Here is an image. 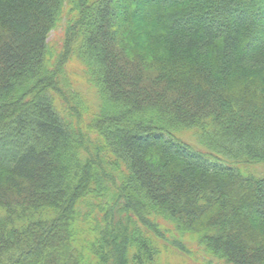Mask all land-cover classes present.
I'll list each match as a JSON object with an SVG mask.
<instances>
[{
  "label": "trees",
  "instance_id": "obj_1",
  "mask_svg": "<svg viewBox=\"0 0 264 264\" xmlns=\"http://www.w3.org/2000/svg\"><path fill=\"white\" fill-rule=\"evenodd\" d=\"M193 242L264 264V0H0V264Z\"/></svg>",
  "mask_w": 264,
  "mask_h": 264
},
{
  "label": "rangeland",
  "instance_id": "obj_2",
  "mask_svg": "<svg viewBox=\"0 0 264 264\" xmlns=\"http://www.w3.org/2000/svg\"><path fill=\"white\" fill-rule=\"evenodd\" d=\"M64 30H63V27L60 26L59 28H57L55 31H53L51 34H50V38L51 40H60V37L62 36ZM78 63H73V64H70L69 65V71L73 70L75 71V67H77ZM79 81L78 83V88L80 90L81 93H83L88 100V98H92V95L90 93V90H87V88L85 87L84 83L82 82V80H77ZM185 243L186 244H189V240L188 239H184ZM194 243V242H193ZM191 244V243H190ZM190 249H186L185 251L182 250L181 252V255H177V254H171V251H168V252H164L163 254H166V256L168 257V261L165 259V263L166 264H196L195 260V254H199V255H202L204 256L202 253L196 251V249L193 251V247L196 246V244L194 243L193 245H189ZM189 250V251H188ZM196 251V252H195ZM195 252V253H194ZM202 264H206L205 262L202 263ZM212 264H223V263H220L219 261H212Z\"/></svg>",
  "mask_w": 264,
  "mask_h": 264
}]
</instances>
